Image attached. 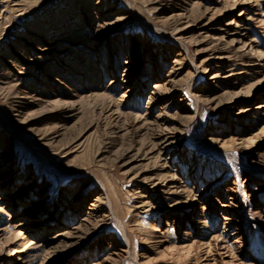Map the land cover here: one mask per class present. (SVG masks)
Returning a JSON list of instances; mask_svg holds the SVG:
<instances>
[{"label": "rangeland", "instance_id": "obj_1", "mask_svg": "<svg viewBox=\"0 0 264 264\" xmlns=\"http://www.w3.org/2000/svg\"><path fill=\"white\" fill-rule=\"evenodd\" d=\"M259 103L264 0H0V264H264Z\"/></svg>", "mask_w": 264, "mask_h": 264}, {"label": "bare ground", "instance_id": "obj_2", "mask_svg": "<svg viewBox=\"0 0 264 264\" xmlns=\"http://www.w3.org/2000/svg\"><path fill=\"white\" fill-rule=\"evenodd\" d=\"M252 64L255 65L257 63H252ZM156 92H159V93L162 92V87L160 85L155 86V93ZM259 107L260 108H264V103H259ZM94 206H96V205H94ZM29 246H30V243L29 242H25L24 243V247L20 250V253H23V252L27 253L28 252L27 249H28Z\"/></svg>", "mask_w": 264, "mask_h": 264}]
</instances>
